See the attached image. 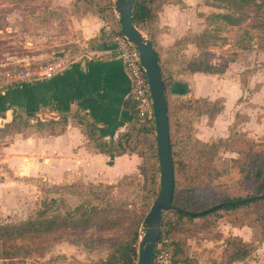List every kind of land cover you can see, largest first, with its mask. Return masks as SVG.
<instances>
[{
  "label": "crops",
  "instance_id": "0c3cea01",
  "mask_svg": "<svg viewBox=\"0 0 264 264\" xmlns=\"http://www.w3.org/2000/svg\"><path fill=\"white\" fill-rule=\"evenodd\" d=\"M50 2L52 10L61 17L58 22L67 23L65 35L58 37L64 41L59 44L71 46L70 51L61 49L51 58L70 55L73 60L68 70L52 79L0 90V130L12 122L17 113L23 114L31 125L24 131L10 129L16 134L0 142V198L6 201L0 207V213L13 211L14 207L23 209L15 202L29 200L28 192L35 187V179L58 186L78 180L117 182L140 167V155L114 156L98 152L79 123L80 118H85L97 125L99 135L105 141L116 142L126 133L132 119L125 106L130 82L122 60L114 54V40L100 42L97 39L106 31L117 29L120 20L114 0ZM211 2L167 0L162 4L158 11L161 32L157 48L165 70L175 69L172 63L178 58L194 60L198 46L192 41L185 44L179 57L170 50L188 37L195 38L201 34L208 37L214 28L211 26ZM28 20L31 23L38 21L31 17ZM36 24L39 25L38 22ZM42 29L45 33L40 42H45L47 30L45 27ZM29 33L36 34L34 30ZM94 39L97 40L90 43ZM44 58L46 55L33 56L25 64ZM218 61L223 72L203 75L191 72L168 79V97L171 100H198L203 97L209 103L221 101L223 108L214 118L216 127L225 126L229 130L237 127L249 135L264 134V79L259 83V78L255 77L252 82V74L246 87L239 83L230 89L225 62ZM244 68L250 67L245 65ZM199 79L203 82L202 96L195 92L194 87ZM49 122H54L52 128H48ZM38 123L42 127H38ZM234 221L226 216L212 233H196L197 237L196 234L179 236L186 239L188 258L193 264H228L224 255L225 239L237 237L253 243L261 237L257 223L238 225ZM252 256L264 260V241ZM253 263L257 264L250 262Z\"/></svg>",
  "mask_w": 264,
  "mask_h": 264
},
{
  "label": "rangeland",
  "instance_id": "374dc122",
  "mask_svg": "<svg viewBox=\"0 0 264 264\" xmlns=\"http://www.w3.org/2000/svg\"><path fill=\"white\" fill-rule=\"evenodd\" d=\"M50 1L0 0V80L5 73L25 66L27 60L32 59L33 56L46 55L44 60L31 62L32 65H44L54 57V52L61 49L71 50V46L59 44L64 41L58 37L63 38L65 35L67 23L58 22L61 17L57 16L58 12L52 10ZM211 1V26L214 27L212 32L208 37L206 34L205 37L202 34L195 38L188 37L189 39H184L182 43L176 45L177 57L182 54L188 42L192 41L198 46L196 54L193 55L194 60L178 58L189 66L185 68L186 66H182L183 63L178 66L182 70H188L189 74L193 71L203 75L205 73L198 70L209 65L218 67L220 64L218 60H224L230 89L240 84L246 87L251 78L249 76L252 74V82L255 77H258L261 83L264 79V0ZM29 17L38 19V21L31 23L28 20ZM37 22L39 25L36 24ZM42 27L47 30L45 42H40L45 33ZM39 29L41 32L37 33ZM33 30L35 35L29 33ZM142 32L149 38L145 31ZM176 63L175 61L172 64ZM245 65L250 68H244ZM194 87L195 92L202 96V79L196 81ZM6 88L8 87L0 86V90ZM206 102L203 97H200L190 106L189 111L185 110L184 113L175 114L173 119L175 137L182 138L188 131H191L198 140L205 144L223 145L216 152L215 162L220 166L227 163L230 167V174L212 183L215 186L212 190L214 200H218L219 196L238 198L255 194L260 181L252 178L247 185L243 186H240L238 181L245 163L255 166L254 169L260 167L262 162L264 163V157H261L264 155V134L249 135V133L239 131L237 127L232 130L225 126L224 128L216 127L214 124L216 115L209 117L204 114L207 108ZM207 116L212 119L208 120ZM15 134L14 131L9 130L0 133V142L7 141L11 135ZM144 162L145 160L141 158L139 169L126 174L128 177L125 176L126 178L117 182L78 180L69 185L58 186L43 182L40 178L35 179L33 183L35 187L28 192L29 200L15 202L18 205L21 204L23 209L19 210L14 207L13 211L0 213V222L26 221L43 209L48 212V217L57 215L67 217L81 205L88 209L97 206L100 208V214L94 216L93 225L89 229H63L58 233L38 239L37 243L52 246V249L47 252H37L18 264H91L105 260L110 254V244L115 240L125 238L143 217V210L146 207L145 198L149 197L152 187L149 168L146 167L144 171ZM147 163H150V160ZM52 200H57V203H53ZM152 200L150 198V201ZM3 202L6 201L0 198V207ZM7 204L9 205V202ZM230 217L238 225H251L254 222L259 225L262 235L258 241L253 242L258 250L261 242L264 241L263 224H261L264 222V206L258 209H240ZM125 219L126 221L123 222L122 220ZM117 221L119 223L113 230H102L108 225L113 226ZM217 227L197 233H212ZM143 231L142 226L140 227L141 235ZM198 234L195 236L197 237ZM4 249L7 247L0 245V251ZM256 250L252 255L256 253ZM251 256L243 263L250 264L255 261L257 264H264V260L260 257ZM0 263L10 264L8 261H0Z\"/></svg>",
  "mask_w": 264,
  "mask_h": 264
},
{
  "label": "trees",
  "instance_id": "16d2710c",
  "mask_svg": "<svg viewBox=\"0 0 264 264\" xmlns=\"http://www.w3.org/2000/svg\"><path fill=\"white\" fill-rule=\"evenodd\" d=\"M167 0H136L133 8V19L135 25L145 31L156 52L161 58L158 45V36L160 30L158 27V11L162 4ZM180 1V0H177ZM121 24L118 23L117 29L106 31L101 34L100 42L114 40L118 35H121ZM90 41L94 43L95 40ZM175 47L170 53L176 55ZM162 51V50H161ZM175 69L170 71L165 70V64L160 59V67L163 74L166 94L167 80L179 75L189 74L188 70L180 69V64L187 68L182 60H176ZM164 64V65H163ZM204 73H219L223 72L220 67L206 66L202 68ZM193 72V71H192ZM197 101L195 99H176L171 100L167 95L169 123L171 132V144L173 153V164L175 173V190L173 197V205L179 209L190 212H200L214 207L220 203L231 202L233 204L222 207L204 216L192 217L186 216L177 211H172L162 216V233L159 240V245L166 246L175 255L178 261L185 264H193L188 258V245L186 239L179 237L180 235L192 236L202 230L214 229L218 222L226 216L232 215L240 209H258L264 206V163L257 169L255 166L246 164L241 170V178L239 185H247L252 178L260 181L259 187L255 194H249L246 197L238 198H223L219 196L218 200H214L212 190L215 186L212 183L222 176L230 174V167L224 164V168L215 162L216 152L221 149L222 144H205L198 140L191 131H188L182 138L175 137L173 132V119L175 114L189 111L190 106ZM207 103V108L204 112L209 117H214L223 108L221 101ZM125 106L130 111L132 119L130 125L119 140L105 141L99 135V129L96 124H91L85 118H80L81 125L84 127L88 139L92 142L94 148L106 155L122 156V155H140L145 160L144 171L149 168L151 190L149 197H146V207L143 210V217L136 223L135 228L123 239L115 240L110 244V254L105 260L95 261L91 264H138L139 261V239L141 236L140 227H144L145 219L152 207L155 199L159 195L161 176L158 152L156 146L155 124L153 120L141 121L138 113L136 101L128 97L125 101ZM40 126L42 127L41 123ZM48 128H52L49 122ZM29 120L21 113H17L12 122L0 130V133H5L14 128L15 130L24 131L30 127ZM145 145V146H143ZM145 148V149H144ZM261 157H264L262 155ZM150 160V163L147 161ZM255 170V171H254ZM128 177V176H126ZM124 177V178H126ZM123 178V179H124ZM228 187H226L227 189ZM259 195V196H258ZM261 197L242 204H234L238 200ZM150 198L153 200L150 201ZM57 203V200H52ZM92 209L86 208L84 205L77 207L69 216H50L46 210H40L34 216L26 221L19 223L0 222V245L7 247L0 251V261L10 264H18L24 262L29 256L37 252H47L52 249V246L44 243H37L38 239H43L48 235L58 233L63 229L82 230L89 229L93 225L94 216L100 214V208L95 206ZM256 211V210H255ZM123 222L126 221L122 220ZM119 221L113 226L108 225L102 230H113L117 227ZM111 224V223H110ZM263 231H264V222ZM43 241V240H42ZM33 244L32 246H30ZM225 251L227 263L233 264L236 262H245L257 249L254 243H247L237 237H228L225 239ZM38 246V247H37ZM1 264V263H0Z\"/></svg>",
  "mask_w": 264,
  "mask_h": 264
},
{
  "label": "water",
  "instance_id": "95a60500",
  "mask_svg": "<svg viewBox=\"0 0 264 264\" xmlns=\"http://www.w3.org/2000/svg\"><path fill=\"white\" fill-rule=\"evenodd\" d=\"M114 2L119 14L122 34L133 43L140 53V61L147 75V81L153 102L155 136L161 184L159 195L154 201V204L145 219L144 231L139 239L138 261V264H153L155 250L162 233V216L164 214L177 211L186 216L198 217L204 216L233 203H220L210 209L200 212L184 211L173 205L175 173L167 94L160 67V57L154 49L150 39L134 23L133 8L136 0H114ZM258 198L261 197L238 200L234 204H242Z\"/></svg>",
  "mask_w": 264,
  "mask_h": 264
},
{
  "label": "built area",
  "instance_id": "2783aa9c",
  "mask_svg": "<svg viewBox=\"0 0 264 264\" xmlns=\"http://www.w3.org/2000/svg\"><path fill=\"white\" fill-rule=\"evenodd\" d=\"M115 55L124 64L126 75L130 82V92L128 97L133 98L137 103L138 113L141 121H154L153 102L150 94L147 75L140 61V53L133 43L123 34L114 38ZM73 58L66 55L61 58L51 59L44 65H32L30 63L13 71L5 73L0 80V86L11 87L40 81L42 79H52L69 69ZM153 264H185L178 261L166 246L157 245Z\"/></svg>",
  "mask_w": 264,
  "mask_h": 264
}]
</instances>
